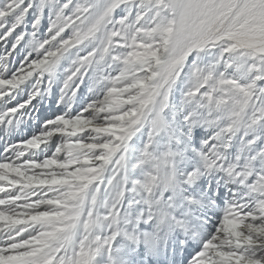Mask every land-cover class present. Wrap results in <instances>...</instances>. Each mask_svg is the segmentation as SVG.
I'll use <instances>...</instances> for the list:
<instances>
[{
  "label": "snow or ice",
  "instance_id": "6c2138e0",
  "mask_svg": "<svg viewBox=\"0 0 264 264\" xmlns=\"http://www.w3.org/2000/svg\"><path fill=\"white\" fill-rule=\"evenodd\" d=\"M0 264H264V0H0Z\"/></svg>",
  "mask_w": 264,
  "mask_h": 264
}]
</instances>
